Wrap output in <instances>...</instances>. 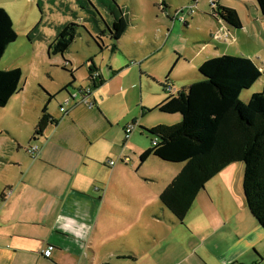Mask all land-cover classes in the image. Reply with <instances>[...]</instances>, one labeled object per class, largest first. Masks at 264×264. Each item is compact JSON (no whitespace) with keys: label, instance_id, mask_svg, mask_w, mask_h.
I'll return each instance as SVG.
<instances>
[{"label":"crops","instance_id":"1","mask_svg":"<svg viewBox=\"0 0 264 264\" xmlns=\"http://www.w3.org/2000/svg\"><path fill=\"white\" fill-rule=\"evenodd\" d=\"M130 22L129 29L138 25L135 17ZM226 25L225 43L232 46L228 42L235 43L236 29ZM124 36L118 48L125 55L110 56L108 73L98 63L99 55L87 58L89 76V61L94 59L104 80L93 94V109L69 107L63 113L61 105L55 111L49 104L48 112L58 123L37 140L35 128L47 103L28 115L23 88L0 110L4 129L12 133L7 116L12 123L29 119L24 144L17 140L11 154L0 155V170L7 173L0 180V264H264V229L245 198L243 163L228 166L210 180L183 223L163 206L161 194L184 165L166 166L170 163L156 157L141 164V156L153 145L143 128L182 121L181 115L167 118L163 115L169 114L156 108L194 82L189 72L196 66L180 55L176 69H153L161 55L130 52V44L122 43ZM224 55L226 51L196 55L197 67ZM247 58L258 67L253 56ZM71 71L74 88L85 87L78 84L77 70ZM134 122L126 140V129ZM32 145L40 148L36 158L27 152ZM114 156L119 162L111 166ZM125 158L137 172L148 168L143 180L125 178ZM48 248L53 250L50 258L43 254Z\"/></svg>","mask_w":264,"mask_h":264},{"label":"trees","instance_id":"2","mask_svg":"<svg viewBox=\"0 0 264 264\" xmlns=\"http://www.w3.org/2000/svg\"><path fill=\"white\" fill-rule=\"evenodd\" d=\"M257 4L264 18V0H257ZM89 5L84 9L88 15L84 22L94 25L99 49L118 51V43L131 22L116 0L103 2L107 19L92 2ZM214 13L230 27L236 30L243 28L237 10L218 4ZM173 17L169 13V18L174 20ZM60 27L51 46L56 54L63 56L74 44L79 29L86 27L71 22ZM18 38L11 17L0 7V62ZM106 38L111 41L109 46L105 44ZM89 62L88 81L95 91L98 85L104 84V80L94 59ZM97 73L98 77L94 78ZM199 74L200 77L190 86L176 95L171 93L156 108L163 114H180L182 122L173 126L143 128L153 145L141 156L140 162L144 164L149 158L156 157L166 163L184 165L160 196L163 206L180 223L184 222L210 180L228 166L243 163L245 198L250 212L264 229V88L261 93L249 98L247 103L241 97L264 77V73L247 57L219 56L201 65ZM70 75V84L63 90L68 95L76 82L75 71H70ZM22 77L21 69H0V110L6 108L10 100L22 91ZM52 98L49 96L43 109L35 128L34 140L42 137L50 125L58 123L48 112ZM133 125H136L135 122Z\"/></svg>","mask_w":264,"mask_h":264},{"label":"rangeland","instance_id":"3","mask_svg":"<svg viewBox=\"0 0 264 264\" xmlns=\"http://www.w3.org/2000/svg\"><path fill=\"white\" fill-rule=\"evenodd\" d=\"M90 2L98 7L106 19L108 18L103 8V2L107 3L108 0H0V7L9 14L19 35L18 40L7 49L0 62V69L22 70L23 94L30 110L29 113L27 112L28 115L31 116L37 109L44 107L50 95L53 96L50 107L52 110L59 111L60 105L67 97L63 86L69 84L72 69L77 70L78 84L88 85V57L99 55L97 61L103 71L108 73L111 66L110 56L125 55L122 47L123 50H118L119 52H113L112 48H105L104 51L99 49L95 40L97 35L94 25L88 21L84 22L85 18H88L84 9L90 6ZM116 2L129 21L135 17L138 22L136 27L129 29L122 43L130 44V52L139 51V55H149L153 52L161 55V58L151 65L153 69L169 66H171L170 70L176 69L175 61L180 55H187L191 63L196 66L189 72L193 73L191 76L196 80L200 77L196 55L204 56L213 52L226 51L227 55L224 56H253L256 63H259L258 68L264 73L262 70L264 68L262 65L264 63V18L257 0H116ZM218 4L237 10L242 20L244 30L235 31L237 37L235 43L228 42L233 43L232 46L225 43L229 40L227 25L214 13ZM169 13L174 16V20L169 18ZM80 18H83V22ZM69 22L84 24L86 28L79 29L78 36L67 54L58 55L51 45L55 42L60 26ZM105 44L109 46L111 41L106 38ZM157 51L159 53H156ZM131 77L125 78V83L129 84ZM263 88L264 77L242 94V101L247 103L248 95L251 98L254 94L261 93ZM70 89L72 92L75 91ZM135 92L136 90H132L131 93ZM3 115L0 111V155L4 152L11 154L13 151L11 148L14 144H18L17 140L24 144L29 135L27 117L13 119L12 123L7 116L9 126L14 131L12 133L10 129H4ZM163 116L174 118L180 114ZM159 125L170 126L169 123ZM116 132L117 129L113 131V133ZM14 133L20 134V137L17 139ZM112 160L119 162V157L114 156ZM133 166L132 163L128 164L127 172H124L125 178L131 182L143 180L142 172H147L148 168L137 172ZM146 167H150V164ZM6 175L7 173L0 170V180Z\"/></svg>","mask_w":264,"mask_h":264},{"label":"built area","instance_id":"4","mask_svg":"<svg viewBox=\"0 0 264 264\" xmlns=\"http://www.w3.org/2000/svg\"><path fill=\"white\" fill-rule=\"evenodd\" d=\"M98 73L95 74L94 78L98 77ZM74 92H70L69 95L64 100V103L61 105V112L65 113L67 108L69 107H78V106H85L90 109H93L95 106V103L93 101V94L94 90L90 86H85V87H78L74 88ZM166 90L169 92H173L174 88L171 86H167ZM135 129V125L129 127L126 129V140H129L130 136L133 133V130ZM28 154L32 158H36L40 152V148L37 145H32L31 147L28 148L27 150ZM131 161L130 158H125L123 159L122 162L124 163H129ZM116 162L112 161L111 166H115ZM52 248H48L44 251V256L47 258H50L52 255Z\"/></svg>","mask_w":264,"mask_h":264},{"label":"water","instance_id":"5","mask_svg":"<svg viewBox=\"0 0 264 264\" xmlns=\"http://www.w3.org/2000/svg\"><path fill=\"white\" fill-rule=\"evenodd\" d=\"M69 93H70V90H69ZM68 95V94H67Z\"/></svg>","mask_w":264,"mask_h":264}]
</instances>
